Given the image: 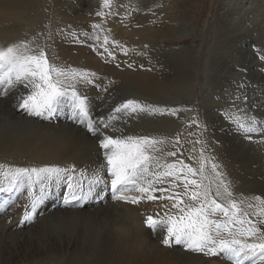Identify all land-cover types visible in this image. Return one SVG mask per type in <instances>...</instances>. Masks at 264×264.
Here are the masks:
<instances>
[{"label": "rangeland", "instance_id": "1", "mask_svg": "<svg viewBox=\"0 0 264 264\" xmlns=\"http://www.w3.org/2000/svg\"><path fill=\"white\" fill-rule=\"evenodd\" d=\"M60 1H61V4H60L61 6L71 5L73 9H76V10L80 9L79 11H82L83 14H85V16L88 18L90 17L88 16V14H93L97 11H101L102 10L101 6L103 5V0H75V1L74 0H60ZM161 1L162 0H157V2H161ZM170 1L171 3L170 2L169 3L170 5H172L171 8L172 9L174 8L173 9L174 17H177V20L179 22L178 25H175L173 27L172 36L174 38H177V37L179 38L180 36L183 38H181L179 42L175 41L176 39H173V37H170V36H168L162 42L153 41L152 48L150 50H147L146 52L141 51V53H143L142 56H151L153 54V56L155 58H159L161 62L163 60L164 61L163 64L166 67H170V66L179 67L178 62L184 64L187 61L190 64V62L192 63V60L194 61V56L195 57L199 56L198 60L200 61L197 60L196 63L193 62L192 66L190 64V67L193 70H191L190 67H186V69L184 70L185 72L184 73L182 71V68H179L180 70L176 68V70L178 69L176 72H178L179 74L174 72V75L175 74L176 75L175 76L173 74L171 75L172 77L174 76L173 78H175V77L180 76V73L183 72L184 80L182 79L180 82L181 84L186 83V85L185 84L184 85L187 88L183 87V85L181 86L177 85L178 87H183V88L181 89L171 88L170 90H173L174 92L170 91L169 94L167 93L168 90H166L164 91L165 93L162 92L161 95L159 93L158 95L153 94L150 96H146L144 94L137 93V91L133 87H132L133 89L132 88L130 89V87L128 86L125 87L126 85H119V86L113 87L111 91L109 90V92H107L108 94L103 95V98L102 97L100 99L97 98L96 101L93 102V104L89 100H87V103L89 106V115H90L89 118L91 120L93 119L92 121L94 122V125H95V123L98 124L100 119L103 118L107 120L110 115H114L116 119L111 121V125L114 126V130H113V127L108 128V130L107 129L104 130L102 126H101V130L105 132L107 131V134L109 133L108 135H111L117 138L122 137V136L132 135V136H139V137H150L158 141H163L164 132H165L164 129H168L169 127L171 129L173 128L174 130H176L174 133V136L176 134L175 136L176 142L179 141L177 145V150L175 152L181 155L185 154L184 155L185 157L178 156L179 154L175 155L172 158L173 162L169 161L170 163H177L178 161H183L184 159L187 158L188 150L186 146L192 143L193 140L195 141V136L197 133H199V136L202 137L201 138V141H202L201 148L204 154L203 157L207 158L206 155H208L207 153L209 152V149H207L205 146V142L207 143L206 139L207 138L212 139L211 136H213V138L216 137L217 140L220 142V143L219 142L217 143L218 145L220 144L219 152L221 151V148H222V151L220 153L223 152L224 155L229 157L230 160H232V162L235 163V165H237L233 169L234 173L233 171H231L230 172L231 174L228 173L226 174V176L223 175V178L225 182L229 184V189L230 191H232L233 195L239 196L241 194H245V192L247 191V194L251 192L249 194L251 195L250 198H252L253 196L256 197V196H261V195H263V198H264V158H263L264 157V142H261V141H264V133L251 134L252 135L251 140L245 139L244 135L237 132L235 125L231 123L226 117V113L229 110L235 113L237 112V109H240V110H247L249 114L256 115L260 118H264V59H261V54L264 55V40L261 39V37L260 38L256 37L255 40H253L254 37L250 36L249 32H247L245 28L244 30L241 29V26L248 27L246 26L247 23H244V22H246V20L249 17H251V15L254 12L257 11L256 13H259L255 15L264 14V0H225V2L223 1L225 5L221 2V0H173V1L170 0ZM50 2L51 0H46V5L43 6V7H46L43 9L44 14L37 19V25L45 24V22L47 25L48 18H51L50 12H48V10L50 9L48 4ZM218 5L220 8L218 7ZM229 6H230V9H229ZM40 7L43 8L42 6ZM88 8L90 9V11ZM224 11L225 13H223ZM33 14H34V11L29 12V16L33 17L34 16ZM112 14L115 17H116V14L118 17H120V15H118V13L116 12H113ZM42 18H44V21H42ZM205 20L208 21V25H207L208 27L206 26L203 29L202 25ZM215 20L217 22H215ZM221 22L222 24L225 22V25L220 24ZM242 22L243 24H241ZM79 26L80 25L74 26L72 28V31H74V33H83L89 37H92L90 42H92L93 44L90 42H87V44L82 45V47L84 48L86 47V49L91 53V57L97 60V62H100L102 65H105L108 62V64H112L114 67L117 65L118 67H120L121 64L123 65V64H128V63H129L128 64L129 66L131 67L133 66L132 64L133 56L134 54H138L136 49L130 51V48H129L128 50L127 49L128 46H126L123 42H121V44L115 43V46H114V43L112 42L113 44L112 46L111 37L109 38V35H105L104 37V35L102 34L96 35L95 31H98V30L92 29L93 25L89 27L90 29H88L89 25H87V28H84V26L83 27L80 26L81 28H79ZM261 27L260 28L263 29L264 24H262ZM216 28L219 31H217ZM227 28H228V31H226ZM50 30H51L50 27H47L45 30V34L47 31L49 32ZM223 31L226 33H224ZM42 33H44V31L37 33V35L33 33L32 35H30V38L37 36V37H41L42 40L44 38V41H45V34L43 36ZM99 35L102 37H100ZM105 40H108L107 41L108 43L105 44ZM215 40H217L219 44V46L217 45L218 47H216L217 51H215L216 48H211L210 46V44H212V42ZM220 42L224 44L221 45ZM144 46L143 48H146V46H149V45L144 44ZM221 46H224V47H221ZM40 47L36 48L35 50L37 51L43 50V47L41 45ZM113 48H114V52H112ZM179 51L181 53H179ZM192 52L195 54H193ZM226 52L228 54L231 52L230 55L235 53L237 55L239 54V56L241 54H242L241 56H245L243 57V60L245 61V64L243 66L244 71L243 69H240L241 71L239 69H238L239 71L237 70L236 62L234 61V58L236 59V56H233L232 57L233 59L232 58L228 59L226 57L227 56ZM109 53H111V55H109ZM199 53L201 55H199ZM188 54H192L191 56L193 57V59L192 57L190 58ZM179 55L181 56L182 61L181 59H179L180 57ZM254 56H256L255 57L256 61H254L252 58ZM172 57H174L178 61L176 62V60H174V58ZM47 58H48L50 65L55 66L52 60L48 56ZM171 58L174 60V62L172 61ZM203 58L205 59V61ZM165 63H168V64H165ZM172 63H175V64H172ZM188 63L184 65L188 66L189 65ZM195 64H196V67H195ZM231 64H233V66ZM173 71L175 70H172L171 73H173ZM187 71L189 74H186ZM193 73H195V75ZM61 79H63V77ZM68 82H70L71 84L73 81L71 82V80L70 81L68 80ZM192 82L193 84H190ZM242 82L245 86L241 88L239 87V85ZM187 85L190 86L191 89L188 88ZM3 90L4 89L0 87V99L1 100L6 99L8 94L10 96L12 95L13 97H14V94H15V97L17 95L19 97V95L21 96V95L28 94V90L24 89L22 85H17L15 88L11 89L7 95L2 94ZM182 90H184V92ZM237 96H246L247 100L246 101L237 100L236 99ZM129 99L137 100L141 104L151 105L153 106V108L161 109L164 111L163 112L156 111V112H152L151 114H149L148 112H144V113H136L132 115H126L123 112L116 113L115 108L119 107L122 103L126 102ZM166 101H169V102H166ZM18 102L19 100L15 99V103H18ZM94 104L95 106H93ZM98 106L101 108H99ZM170 109H187V111H178L175 113V115H172L168 111ZM20 112H21L22 117L24 118L15 119L13 117L12 119L10 113L8 112L3 113L0 111V120H1L0 133L2 134V135L0 134V140L3 139L1 137H4L6 134L7 135L8 134L13 135L16 133L18 134L19 132L27 131L29 129H33V131H39L38 129L40 128V124L42 122L43 123L46 122V126H51L52 124L55 125L56 121H68V120L79 121L81 122V124H83L82 133H84L85 135L88 134L89 136L91 135L90 139H92L93 145L91 143L92 146L90 145V149L92 153L95 155V158L99 160V164L97 165L96 163L95 167L97 168V170H99L104 165L103 171L104 169L105 171H107L106 161L103 156V151L99 147V141H98L97 136H93L91 133H88V130L86 127L87 120L86 119L82 120V118L78 116L72 110L71 106L61 107L57 111L56 116L51 120H45V119L35 117V116H28L26 113L23 112L22 109ZM94 112H96V114H94ZM178 123L180 124L178 125L180 127L177 126ZM197 123H200L202 127H197ZM62 132H63V135L64 134L66 136L70 135V137L72 138H75V136H77L74 133L69 132V131H62ZM205 132H207L208 134L205 135ZM163 146H162V143L157 144L155 147L159 149L158 151L160 153L158 151H153L151 152V155L153 157H157V156L159 157V154H161L162 149L164 150ZM200 153L202 152L200 151ZM180 158H182V160ZM160 159L159 161L163 162V159L162 160ZM207 161L210 162L209 159ZM22 162L23 161H21V163ZM169 162H164V164H168ZM220 162L225 163V161H220ZM0 163H1L0 165H3L2 161H0ZM100 163H102L103 165L100 166L101 165ZM164 164L162 166L163 168L161 167L162 168V171H160L161 175H158L159 177H162L163 182L155 183L153 184V187L156 189L157 188L158 189L168 188L170 189V192H176L178 190L177 188H179L180 186L176 188H171V184H170L171 182L169 180L172 178L163 177V172L166 170L164 167ZM231 166L233 167L232 164ZM33 167H34L33 165L22 163V165H20L17 168H33ZM242 167L243 169H241ZM8 168H13L10 163H9V166H5L4 168L0 167V185L4 187H7L8 181L3 176V172L7 170ZM150 169H152V167H150ZM247 169L250 170L251 172L249 171L250 173H248ZM156 170L157 171L153 173H159V169H156ZM79 172L81 171L76 172V174L73 176V183H76L77 180H80L82 183V187L84 188L85 191H87L89 187H93L90 184V181L95 178L94 173L83 171L85 173V176L81 177L79 175ZM243 172L245 173V175ZM153 173L150 172L151 175ZM248 175L249 177H246ZM148 176H149V173L146 176L148 181L150 179H151L150 181H153V180L155 181L157 179L154 176L153 177L152 176L148 177ZM213 177H214V173L212 172L211 164L207 163L205 165L204 175L200 179L197 176L194 179L201 182L203 185L207 186L213 180ZM105 179L108 181L107 186H105L104 184H97L94 186V192H101V190L103 189L102 198H97L94 195L89 200L72 201L73 204H80L81 206L79 207L66 206L64 204L63 197L67 192L66 185L64 183H63V188L62 187H59L60 189L58 188L59 190L58 193H59L60 198H57L56 199L57 201L51 200L50 190L48 191L49 192L48 198L45 199L44 201L49 202V203L54 202L55 203L54 205L57 208H60L61 210L63 209L83 210L84 207L89 208L88 206H92V205L97 206L100 203L102 204L107 203L109 205L108 206L104 205L103 209L107 207L106 210L108 211V220L106 219L100 224L99 222L95 221L98 219V217H96L95 215L91 216L95 219L94 220L93 218H89V216L86 217V214H78L81 217L76 215L78 218L75 216L76 218H72L70 222H68L67 219L65 220L64 219L65 217L62 218V216H57L59 218L56 217L57 219L55 218L56 220L52 221L51 223L47 221L44 224L43 223L40 224L39 221H37L40 219V217H42L40 214H38V210L40 208H43L42 205L40 204L37 208L36 215L34 216L36 219L34 218L33 222L30 224L26 223L22 227L17 226L16 228V229H20L21 227V229L22 228L24 229V228L29 227V225H34L33 228L36 229V233L29 232V233H24L22 235L15 234L12 236L13 238L11 237L12 239H9V238H7V240L4 239L2 243H0V254H2L1 252L5 251L6 247L8 248H7L6 253L4 252L2 256L0 255V264H46L47 262H50L51 264H119V262L124 257L128 256L127 254L128 252L130 253V251H134L133 253L131 252L132 253L131 256L135 258L138 257L137 259L139 261H144V262L151 261L152 263H155V264H166L165 260H163V257L174 258V256L176 257L170 260V264H211V262L212 263L217 262L216 264H231V261L224 258L223 255L206 257L203 254L185 251L182 245H175L174 243L172 247H166L164 245L163 247L161 245L163 244L162 239H163V236L166 234V232H164L163 229L156 230L155 231L156 233H154L152 230L149 231V234H146L143 232V237L145 234V236L147 235L146 237L148 239L146 238V241L137 243L136 246L134 245L135 243H133L135 242V240H137L136 239L137 236H135L134 232L132 231L133 232L132 234L134 235L133 237H136L134 240H133L132 234L131 236L130 234L129 235L126 234L127 235L126 240L128 241V243L129 244L131 243L130 245H132L133 243L134 249L136 248L138 249V250L137 249L130 250L129 249L130 245L127 243L128 245L127 248L129 249V250L127 249L128 250L127 251L125 249L126 245L120 240H117L118 238L115 235V232H113L110 228L113 224L112 218L117 217V218L123 219L126 217L127 211H125L126 209L122 205L121 206L120 205L117 206L116 204L111 205L110 201L111 200L115 201L112 198V192L110 188L111 177L108 176L107 178V175H106ZM242 185H246V187ZM38 186L39 187H37V184H34L31 189L32 191L33 190L35 191V192L33 191L34 192L33 194L37 196L39 195L40 189H41V186L40 185ZM240 186L243 190L241 188H239V190L237 189ZM221 191L223 190L221 189ZM25 192L27 194L29 192V188L26 182L19 185L18 188L14 189L11 193H0V219H4L5 216H8L10 213L15 212L16 209H18L19 207L20 209H18L19 212L17 214H20V211H21V214L23 213L21 209H23V211L25 210V208H22L24 206V199L28 198L29 202L27 201L26 205L30 203V197L29 195L25 196L26 194ZM215 192H216V185L215 183H212L211 184V195L213 197L215 196ZM169 193H164V194H169ZM260 193L261 195H259ZM154 194L155 192H153V195ZM189 201L192 202L190 203L192 206H197V202L192 201L190 199ZM242 201L247 202L246 204L244 203L243 206L242 204L239 203V207L243 210V213L246 214V215H242V218L251 219L254 223L258 221H264V210H263L264 208H262L264 207V204L260 206L259 205L254 206L255 201L253 203V200L250 201L249 199H247L246 201L242 199ZM218 202L226 203L225 199L222 197L218 198ZM190 204H187L182 207L190 206ZM249 204H252L253 208L248 207ZM245 207H247V209ZM157 213H158L157 211H153V212L148 211V214L146 215L148 216L151 215L154 217L157 215ZM123 214H124V217H123ZM181 215L182 213L179 211V209H177L171 216L178 217ZM37 216H40L39 219H37ZM9 217L12 218L13 215ZM215 218L220 221H223L225 219V217L220 213L217 214ZM110 223H111V226H110ZM257 226L260 227L262 230H264V222L257 223ZM106 228H109V230H107ZM20 235L21 237H19ZM155 235H157V238ZM9 240L11 241V243ZM14 243H17V244L15 245ZM12 245L14 246V248ZM10 246H12L11 248H13L14 251H12L13 249H10ZM3 247H4V250H3ZM130 248L132 247L130 246ZM172 248L174 252H172ZM180 250L182 251V253H180L181 252ZM176 252H178V255Z\"/></svg>", "mask_w": 264, "mask_h": 264}, {"label": "bare ground", "instance_id": "2", "mask_svg": "<svg viewBox=\"0 0 264 264\" xmlns=\"http://www.w3.org/2000/svg\"><path fill=\"white\" fill-rule=\"evenodd\" d=\"M223 1L225 2V0H221L222 3H223ZM169 2L171 3L170 0H162L161 2H157V0L156 1L155 0H111V7L110 8H104L101 6V8H102L101 12L104 13L103 17H99V16L94 15L96 13L95 12L93 14H88V16L91 17V18L90 17L88 18L85 16V14H83L82 11H79L80 9L79 10L73 9L71 7V5L70 6L69 5L61 6L60 0H51V2L48 4L50 7L48 12H50L51 18H48L47 25H46V22H45V24L37 25V19L44 14L43 9L46 7H43V6L46 5V0H0V49H5V48L12 46V45H19L20 43L21 44L25 43L28 45V48L31 50L27 54H31L32 52L37 51L35 49L39 48L41 45L43 47V50L47 54V56L52 60L53 64L57 68L62 69L66 73L69 74V81L70 80H71V82L73 81L72 82L73 86L77 90L78 94L83 96V97H87V100H89L92 104H93V102L96 101L97 98L98 99H100L101 97L103 98V95L108 94L107 92H109V90L111 91V89H113V87H116L119 85H126L125 87L128 86V87H130V89L133 87V88H135L137 93L144 94L146 96H150L153 94L158 95L159 93L161 95V93L162 92L165 93L164 91H166V90H168L167 93L169 94L170 91H173V90H170L171 88H173V89L180 88L181 89L183 87H186L185 86L186 83L181 84V82H180L184 77L183 72L186 69V67H190V64L192 66L193 62L196 63V61L198 60V57H199V56H196V57L194 56V61L192 60V63L190 62V64L186 61L189 64L188 66L184 65V64H187L186 62L184 64L178 62L179 67L178 66L175 67L173 65H172L173 67H171V66L166 67L163 64L164 61L162 60V62H161V60L159 58H155L153 56V54L151 56H142L143 53H141V51L146 52L147 50H150L152 48V42L153 41H155V42L161 41L162 42L168 36L173 37L172 36L173 35V27L175 25H178L179 22L177 20V17H174V14H173L174 8L173 9L171 8L172 5H170ZM40 6H42L43 8H41ZM99 7H100V5H99ZM218 7H219V5H218ZM229 9H230V6H229ZM31 11L32 12L34 11L33 17L29 16V12H31ZM89 11H90V9H89ZM227 11H229V10H227ZM86 12H88V11H86ZM113 12L118 13V15H120V17H118L117 14L115 17L112 14ZM256 12H254L251 15V17H249L248 19L246 17L247 20L244 23H247V25L246 24L245 25L248 27L241 26V25L240 26H241L242 30H244V28H245L246 31L249 32V35L254 37L253 40H255L256 37H258V38L261 37V39L264 40V27H263V29H261L262 28L261 25L264 24V16H262L264 14L255 15V14H259ZM223 13H225V11ZM228 15H229V13H228ZM241 15H242V13H241ZM225 17H227V16H225ZM42 21H44V18H42ZM215 22H217V21L215 20ZM255 23H256V25H255ZM220 24H222V22ZM241 24H243V22ZM76 25H80L82 27L84 26V28H87V25H89L88 29H90L89 27H91V25H100V28H98V29L92 28V29L98 30V31H95L96 35L102 34V35H104V37H105V35H109V38L111 37V40H112V41L110 40L111 44L113 42L114 46H115V43L121 44V42H123L126 46H128V48H127L128 50H129V48H130V51L136 49L138 54H134L133 59H132L133 63L130 62L133 64L134 67L129 66L128 65L129 63L123 64V65L121 64L120 67H118V65L114 67L112 64H108V62L105 65H102L100 62H97V60H95L94 58L91 57V53L86 49V47L85 48L82 47V45L87 44V42H90L92 37H89L83 33H74V31H72V28ZM207 25H208V21L205 20L203 22V25H202L203 29ZM222 25H225V22ZM80 26H79V28H81ZM47 27H50L51 30L49 32L47 31L45 34V30ZM210 27H211V25H210ZM177 28H178V26H177ZM216 30L219 31L217 28H216ZM230 30H229V32H230ZM41 31L42 32L44 31V33H42V35L44 36V34H45V41H44V38L42 40L41 37H37V36L30 38V35H32L33 33H35V35H37V33H40ZM226 31H228V28ZM69 33H71V34H69ZM224 33H226V32H224ZM178 34H179V32H178ZM96 37H98V36H96ZM100 37H102V36H100ZM109 38H107V39H109ZM181 38H183V37H181V36L179 38L173 37V39H176L175 41H177V42H179L181 40ZM169 39H171V38H169ZM221 41H223V40H221ZM90 43H92V42H90ZM144 44L145 45L148 44L149 46H146V48H143ZM220 44L222 45L224 43L220 42ZM99 45H101V44H99ZM217 45L219 46L217 40L213 41L212 44H210L211 48H216V47H218ZM87 46H89V45H87ZM112 46H113V44H112ZM155 46H157V45H155ZM221 47H224V46H221ZM221 49H223V48H221ZM188 50H189V48H188ZM184 51H186V50H184ZM215 51H217V48ZM112 52H114V48L112 49ZM206 52H207V50H206ZM116 53H117V51H116ZM179 53H181V52L179 51ZM230 53L229 54L227 53L226 57L228 59H231L233 56H236V59L234 58V61L236 62L237 70L243 69V66L245 64L243 57H245V56H241L242 54L239 56V54L237 55L235 53L230 55ZM193 54H195V53H193ZM188 55L190 56V58L192 57L191 56L192 54H188ZM199 55H201V54L199 53ZM243 55H244V53H243ZM174 57H172V58H174ZM177 57H178V55H177ZM255 57L256 56L252 57L254 61H256ZM103 59H104V57H103ZM179 59H181V56L179 57ZM192 59H193V57H192ZM174 60H176V59L174 58ZM174 60L172 59L173 62H174ZM187 60H189V59H187ZM177 61L178 60H176V62ZM181 61H182V59H181ZM198 61H200V60H198ZM204 61H205V59H204ZM165 64H168V63H165ZM172 64H175V63H172ZM231 65L233 66V64H231ZM195 67H196V64H195ZM176 68H178V69L182 68L183 72L180 73V76L173 78L176 75V74L174 75V72H176L178 70V69L176 70ZM190 69H191V67H190ZM172 70H175V71H173V73H171ZM191 70H193V69H191ZM243 71H244V69H243ZM78 72L94 73L95 75L90 76L89 82L84 83V82H81L79 79L72 78L71 74L72 73H78ZM176 73H178V72H176ZM172 74L174 75L173 77L171 76ZM186 74H189L188 71L186 72ZM193 74L195 75V73H193ZM193 78H194V76H193ZM191 80H192V78H191ZM193 82L190 84H193ZM177 85L178 86L183 85V87H178ZM191 86H193V85H191ZM188 88H190V86H188ZM184 90H182V91L184 92ZM19 97H20V95H19ZM19 97H18V95L15 97V94H14V97L12 95L10 96L8 94L6 99H2V100L0 99V111L3 113L4 112L10 113L12 119H13V117L15 119L24 118L21 115V112H20L21 109L15 107V105L17 104V103H15V99L19 100ZM166 102H169V101H166ZM100 104H102V103H100ZM93 106H95V104ZM99 108H101V107H99ZM94 114H96V112H94ZM0 123H1V120H0ZM78 123H80V124H78ZM96 124L97 123H95V125ZM178 125H180V124L178 123L177 126ZM178 127H180V126H178ZM203 127H204V125H203ZM82 128H83V124H81V122L75 121V120H68V121H56V124L55 125L52 124L51 126H46V122L45 123L42 122L40 124V128L38 129L39 131H33V129H29L27 131L19 132L18 134L17 133L13 134V135L12 134H8V135L4 134L5 138L1 137L3 139L0 140V161L3 162L2 163L3 165H0V167L4 168L5 166H9V163L11 164V166L13 168L19 167L20 165H22V163L30 164V165H33L34 167H38V168L44 167V166H57L60 168H68L70 166H75L77 172L78 171H86V172L95 174L98 171L97 168L95 167V165H96V163H97V165L99 164V160H97L95 158V155L92 153V151L90 149V145L92 143V139H90L91 135L89 136L88 134L85 135L84 133H82L83 132ZM62 131H69V132L74 133L77 136L74 135L75 138H72V137H70V135L69 136H66L65 134L63 135ZM164 131L165 132H164L163 143H162V146L164 145L163 146L164 150L162 149V152H161V154H159V157L158 156L154 157L155 159H153L151 161L152 169L149 170V176H150L151 175L150 172L153 173V172L157 171L156 169H159V173H153L151 175L152 177L154 176L155 178H157L158 175H161L160 171H162V168H163L162 166H163L164 162H169V161L173 162V160H172L173 156H168L167 153L173 152V151L175 152L177 150V145H178V143L176 142V138H175L176 134L174 136V133L176 130H174L173 128L171 129L169 127L168 129H164ZM103 132H104V134L105 133L107 134V131L106 132L103 131ZM206 134H208V133L205 132V135ZM209 136H211V135H209ZM201 138L202 137L199 136V133H197L195 136V141L193 140L192 143H190L186 146L187 150H188V156L186 159L183 160V163L185 165H189L191 167L193 165V168H199L201 160L206 158V157H202L201 153H200V151L203 152L202 148H201V144H202ZM203 138H205V137H203ZM211 138L212 139L207 138L206 139L207 143L205 142L206 148L209 149V152L206 151V152H208L207 153L208 155L205 154L207 156L206 160L209 159L210 164L211 163L218 164L220 166L219 171L222 173L224 172V176H226V174L230 173L231 171H233V173H234L233 169L237 165H235V163H233L229 157L224 155L223 152L220 153L222 151V148H221V151L219 152V147H220L219 145L220 144L219 145L217 144L219 142L217 140V138L216 137L213 138V136H211ZM197 141H201V142L197 143ZM92 145H93V143H92ZM178 154L179 153H176V155H178ZM184 155L179 154L178 156L185 157ZM203 156H204V154H203ZM160 157H161V159H160ZM159 159L160 160L163 159V162L159 161ZM180 159L182 160V158H180ZM21 161H23V162L21 163ZM220 161H225V163H222ZM159 163H161V164H159ZM100 164H101L100 166L103 165L102 163H100ZM168 164H173V163L169 162ZM231 164L233 165V167L231 166ZM103 167H104V165H103ZM241 169H243V167ZM245 170H246V168H245ZM249 171L250 170H248L247 172L250 173L251 171L250 172ZM101 174L105 179V176L107 175V171H105V169H104V171ZM244 175H245V173H244ZM197 177L200 179L202 176L198 174ZM246 177H249V175ZM92 178H94V177H92ZM107 178H108V176H107ZM189 178H193V177H189ZM194 178H196V177H194ZM228 178H229V176H228ZM236 179H237V177H236ZM147 181L148 180L145 177L144 180L138 181V183H141L143 186L147 187ZM169 181L171 182L170 184L175 182L172 179H170ZM38 185H40V184L37 183V187H39ZM154 186H156V185H154ZM242 186L246 187V185H242ZM60 187L63 188V182L61 183ZM129 187L131 188L133 186L129 185ZM180 187L177 188L178 190L176 192H170L169 194H171V193H181L182 194L184 192V188L182 185ZM239 188H241V186L238 187L237 189L239 190ZM55 189H57V188H55L54 186L47 189V191H49V190L51 191L50 198L53 201H57L56 199L60 198L59 193H58L59 190L58 189L55 190ZM244 191H246V190H244ZM52 193H55V194H52ZM249 194H247V191H246L245 194H241L239 196L233 195L234 196L233 199H235L240 204H242V206L244 203L245 204L247 203L245 201H242V199L246 200V201H247V199H249L250 201L253 200V203L255 201L254 206L255 205L256 206L262 205V203L260 201L256 200L254 196L252 198H250L251 195H249ZM26 195H28V194L26 193L25 196ZM124 195L139 197L141 194L139 192H136V191H130V192H125ZM154 195L160 196L162 194L160 192H155ZM163 195H168V194H163ZM259 195H261V193ZM261 196L263 198V195H261ZM18 198H19V196H18ZM47 198H48V196L45 199H47ZM182 199H183L184 203L179 205L178 207H173V204L176 203L175 200H167V199H156V200H152V201L147 200V199H143L138 204H130V203L122 202V201H117V200L112 201L111 200L110 201L111 205H114V204H116L117 206L122 205L126 209L125 211H127V214H126V217L123 219L113 217L112 218L113 224L111 226V223H110V226H111L110 228L113 232H115V235L118 238L117 240H120L121 242H123L126 245L125 249L127 250L128 249L127 248L128 241L126 240V238H127L126 234H128V235L130 234V236H131V234L134 232L135 236H137V238L133 237L134 235L132 234L133 240L135 238L137 239V240H135V242H133V243H135L134 244L135 246L137 245V243H141L142 241H146L147 235L145 236V234H144V237H143V232L146 234H149V231H151L149 228H147L145 226V223H144L145 218L148 216V215H146V214H148V211H152V212L157 211L158 213L156 216H154V218L159 219V220H166L167 217L173 215V213L177 209H179V207H182V206H185L187 204L192 203L191 201H189V198L186 195H182ZM27 201H28V198H25L24 199V206L22 208H25ZM250 201H249V203H250ZM54 204H55L54 202L49 203L46 201H44L41 204L43 208H40L38 210V214H40L42 217L37 216V219H39V217H40V219L37 220V221H39L40 224L41 223L44 224L47 221L49 223H51L52 221L59 218L57 216H62V218L65 217L64 219L65 220L67 219V221L70 222V220H72V218H76L77 217L76 215H78V214H86V217L89 216V218H93L91 216L95 215L96 217H98V219L97 220H95L94 218L93 219L95 221L99 222L100 224L103 221H105L106 219L108 220V211L106 210L107 207H105V209H103L104 205H107V206L109 205L107 203H104V204L100 203L97 206H93V205L88 206L89 208L84 207L83 210H80V209H77V210L63 209V210H61L60 208H57ZM190 206H192V205L190 204ZM245 208L247 209V207H245ZM262 208H264V207H262ZM18 209H20V207ZM18 209H16L15 212L10 213L8 216H5L4 219H0V243H2V241L4 239L5 240H7V238L12 239L13 238L12 236L15 234H18V235L21 234L22 235L24 233H29V232L30 233L31 232L36 233V229L33 228L34 225H29V227L24 228V229L23 228L21 229V227H20V229H16L17 226L20 225V222H21V220L23 218V214H24L23 209H21L23 212L22 214H21V211H20V214H17L19 212ZM48 211H50V212H48ZM133 212H135V213H133ZM114 214H115V212H114ZM12 215H13L12 218L9 217ZM78 216L81 217L80 215H78ZM123 217H124V214H123ZM89 218H87V219H89ZM72 224H73V222H72ZM106 229L109 230V228H106ZM154 233H156V232H154ZM21 235L19 237H21ZM155 236L157 238V235H155ZM149 238H151V237H149ZM158 240H160V239H158ZM10 243H11V241H10ZM133 243H132V245H130L131 243L130 244L128 243L132 247V248H130V246H129L130 250L134 249ZM14 244L16 245L17 243H14ZM153 244H155V243H153ZM161 245L163 246V244H161ZM12 246H10V249L14 248V246H13V248H11ZM7 248L8 247L5 248V251H4L5 253L7 252ZM136 249H134V250H136ZM169 249H171V248H169ZM3 250H4V247H3ZM12 251H14V249ZM4 252H1V253L3 254ZM9 252H11V251H9ZM131 252L133 253L134 251H130V253L128 252V254H127L128 256L124 257L119 262V264H155V263H152L151 261L150 262L149 261L148 262L139 261L137 259L138 257L135 258V257L131 256V254H132ZM172 252H174L173 248H172ZM176 253L178 255V252H176ZM180 253H182V251ZM2 254H0V255L2 256ZM175 257L176 256H174V258ZM174 258L163 257V260H165L166 264L167 263L170 264V260H172ZM160 262H161V260H160ZM214 263L216 264L217 262H214ZM214 263L211 262V264H214ZM46 264H51V263L47 262ZM245 264H248V262H245Z\"/></svg>", "mask_w": 264, "mask_h": 264}, {"label": "snow or ice", "instance_id": "3", "mask_svg": "<svg viewBox=\"0 0 264 264\" xmlns=\"http://www.w3.org/2000/svg\"><path fill=\"white\" fill-rule=\"evenodd\" d=\"M102 7L110 8L111 0H103ZM95 15L103 17L104 13L97 11ZM92 27L98 29L100 25ZM106 43L107 40H105ZM29 51L31 50L25 43L0 49V87L4 89L2 94L7 95L17 85H22L28 90V94L21 95L15 107L22 109L28 116L51 120L61 107L71 106L82 120L86 119L88 132L97 136L99 147L103 151L107 176L111 177L110 188L114 200L138 204L143 199L150 201L167 199L175 200L173 207H178L184 203L182 195H186L190 200L197 202V206L179 207L182 215L178 217L168 216L166 220H159L149 215L145 218L144 223L147 228L153 232L157 229H163L166 232L162 239L164 246L172 247L173 243L182 245L185 251L203 254L206 257L223 255L231 261V264H245V262L264 264V230L257 226V223L264 221L254 223L251 219L242 218V215L246 214L239 207V202L233 199V193L223 178L224 174L219 171L218 164L211 163L214 177L207 186L194 179L198 174L203 176L205 165L209 163L206 159L201 160L199 168L185 165L183 161L165 164L166 170L163 172V177H170L175 181L171 184V188L182 185L184 188L182 194L163 195L169 193L170 189L154 188V183L163 182L162 177L159 176L156 181H147V187L143 186L138 181L144 180L149 173L151 161L155 159L151 152L158 151L159 149L155 146L163 141L132 135L117 138L104 134L100 126L103 129L113 127L114 130L111 121L116 117L110 115L107 120L102 118L94 126V122L89 118L87 97L79 95L75 87L68 82L69 74L50 65L43 50L27 54ZM261 59H264V55H261ZM71 75L72 78L87 83L89 77L95 74L78 72ZM244 86L243 82L239 85L241 88ZM236 99L246 101L247 97L237 96ZM156 111L163 112L164 110L141 104L134 99H129L115 108L116 113L123 112L126 115L144 112L151 114ZM168 111L175 115L176 112L187 111V109ZM226 117L235 125L236 131L244 135L245 139L251 140V134L264 133V118L249 114L247 110L237 109L235 113L229 110ZM197 127H202V125L197 123ZM200 142L197 141V143ZM167 155L175 156L176 153L168 152ZM201 156L203 157V152ZM76 172L75 166L8 168L5 170L3 176L8 184L7 187L0 185V193H11L25 182L29 188L30 203L25 206L23 218L18 226L22 227L26 223H32L38 206L49 195L47 189L53 186L58 189L62 182L67 189L63 197L66 206L79 207L80 204H73L72 201L89 200L94 195L102 198L103 189L101 192H94V186L97 184L107 186L108 184L101 174L103 166L94 174L95 178L90 181L93 187H89L87 191L82 187L80 180L73 183V176ZM79 175L83 177L85 173L81 171ZM37 183L41 185L38 196L34 195L31 190L32 186ZM212 183L216 185L214 197L211 195ZM129 185L133 187L130 188ZM130 191L139 192L141 195L139 197L124 195L125 192ZM153 192H160L162 195L155 196ZM221 197L226 203L218 202V198ZM255 199L264 204V198L256 196ZM248 207H253V205L249 204ZM218 213L225 217L223 221L215 218Z\"/></svg>", "mask_w": 264, "mask_h": 264}]
</instances>
